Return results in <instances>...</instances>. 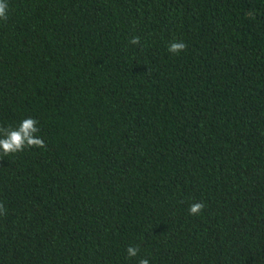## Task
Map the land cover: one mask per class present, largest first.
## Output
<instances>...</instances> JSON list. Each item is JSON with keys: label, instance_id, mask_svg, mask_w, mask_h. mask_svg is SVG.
<instances>
[{"label": "trees", "instance_id": "obj_1", "mask_svg": "<svg viewBox=\"0 0 264 264\" xmlns=\"http://www.w3.org/2000/svg\"><path fill=\"white\" fill-rule=\"evenodd\" d=\"M7 4L0 264H264V0Z\"/></svg>", "mask_w": 264, "mask_h": 264}, {"label": "clouds", "instance_id": "obj_2", "mask_svg": "<svg viewBox=\"0 0 264 264\" xmlns=\"http://www.w3.org/2000/svg\"><path fill=\"white\" fill-rule=\"evenodd\" d=\"M8 19L7 0H0V20ZM131 45H139L140 38L132 37L129 41ZM187 44L184 41H172L168 46V51L173 55H178L185 51ZM38 121L31 117L23 119L16 128L0 126V153L7 156L24 151L25 148L39 147L46 149L44 140L37 136L40 131L37 127ZM203 202H195L189 205L190 215H199L204 209ZM7 209L3 202H0V215H5ZM128 257H136L139 253V246H128L126 249ZM138 264H149L147 258H140Z\"/></svg>", "mask_w": 264, "mask_h": 264}]
</instances>
